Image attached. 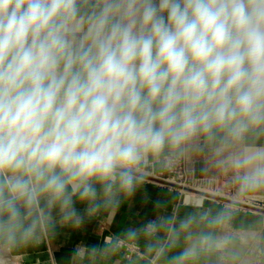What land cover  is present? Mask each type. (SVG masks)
<instances>
[{"label":"clouds","instance_id":"obj_1","mask_svg":"<svg viewBox=\"0 0 264 264\" xmlns=\"http://www.w3.org/2000/svg\"><path fill=\"white\" fill-rule=\"evenodd\" d=\"M197 159L234 200L264 193V0H0V254ZM188 207L78 244L73 264L141 238L164 264H264V219Z\"/></svg>","mask_w":264,"mask_h":264},{"label":"crops","instance_id":"obj_2","mask_svg":"<svg viewBox=\"0 0 264 264\" xmlns=\"http://www.w3.org/2000/svg\"><path fill=\"white\" fill-rule=\"evenodd\" d=\"M189 167L195 178H214L226 197H221L222 200L185 192L157 180L154 176L159 171L150 172L143 186L124 201L113 216L102 214L100 217L87 219L78 229L57 225L55 232L45 235L38 246L22 248L11 254H0V260L3 264H73L72 253L76 245L104 248L106 238L122 236L125 229L140 227L148 219L171 214L173 211L183 217L192 211L188 205L197 200L203 201L205 207L211 206L214 209L235 202L237 216L234 223L237 225L264 219V193L243 194L238 200H234L238 195L236 188L228 183L227 177L217 168L205 165L202 159L193 161ZM125 244L136 246L137 252L127 257L128 248ZM144 248L143 238L137 242L121 239L118 250L99 257L95 264H164L163 259L155 260L145 255Z\"/></svg>","mask_w":264,"mask_h":264},{"label":"built area","instance_id":"obj_3","mask_svg":"<svg viewBox=\"0 0 264 264\" xmlns=\"http://www.w3.org/2000/svg\"><path fill=\"white\" fill-rule=\"evenodd\" d=\"M155 178L163 181H167L174 185H177L182 188H189L195 191H200L204 193L211 194V190H219V185L216 183L214 178H195L192 175L189 165H183L172 172H159L154 176ZM230 191V190H229ZM128 248L127 257H130L133 253H136L138 248L136 246L124 245Z\"/></svg>","mask_w":264,"mask_h":264},{"label":"water","instance_id":"obj_4","mask_svg":"<svg viewBox=\"0 0 264 264\" xmlns=\"http://www.w3.org/2000/svg\"><path fill=\"white\" fill-rule=\"evenodd\" d=\"M157 180H159V179H157ZM160 181L163 182V183H165V184H167V185H171V186H173V187L180 188L179 186L174 185V184H172V183H169V182H167V181H163V180H160ZM185 190H187V191H189V192L196 193V194H200V195H203V196H207V197H215V198H218V199H222V200H223V198L218 197V196H216V195H212V194H208V193H204V192H200V191H195V190H192V189H185Z\"/></svg>","mask_w":264,"mask_h":264},{"label":"rangeland","instance_id":"obj_5","mask_svg":"<svg viewBox=\"0 0 264 264\" xmlns=\"http://www.w3.org/2000/svg\"><path fill=\"white\" fill-rule=\"evenodd\" d=\"M185 192L187 191V190H185V189H189V188H182ZM187 192H189V191H187ZM211 192V194L212 195H216V196H218V197H226L225 196V192L222 190V189H219V190H215V191H210ZM191 193H193V192H191Z\"/></svg>","mask_w":264,"mask_h":264}]
</instances>
